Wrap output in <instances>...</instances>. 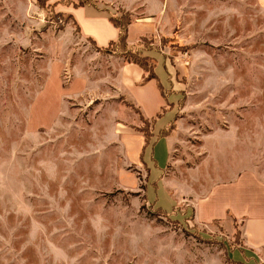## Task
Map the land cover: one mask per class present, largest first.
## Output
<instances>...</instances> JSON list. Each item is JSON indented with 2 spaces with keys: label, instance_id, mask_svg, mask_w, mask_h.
<instances>
[{
  "label": "rangeland",
  "instance_id": "obj_1",
  "mask_svg": "<svg viewBox=\"0 0 264 264\" xmlns=\"http://www.w3.org/2000/svg\"><path fill=\"white\" fill-rule=\"evenodd\" d=\"M75 2L0 0V264H241L238 224L193 220L191 201L264 186V0H165L145 37L100 47Z\"/></svg>",
  "mask_w": 264,
  "mask_h": 264
},
{
  "label": "crops",
  "instance_id": "obj_2",
  "mask_svg": "<svg viewBox=\"0 0 264 264\" xmlns=\"http://www.w3.org/2000/svg\"><path fill=\"white\" fill-rule=\"evenodd\" d=\"M91 1L94 4H85L79 7L71 6L67 11L76 21L80 34L83 37L92 39L97 46H105L110 41L116 40L118 36V28L109 21V15L106 14L104 8L119 6L125 11L134 14L133 19L127 26L126 38V41H132V37L135 39L145 37V28L147 23H149L145 22V19L157 14L156 8H154L157 4L160 7L165 4V0ZM156 75V78L145 80L139 86L140 90H138V93L140 95L138 98L148 99L150 96L153 98L152 100L156 105L154 111H152L154 120L159 115L167 116L165 122L158 128L160 130L168 125L171 117L168 116L170 111L161 112L164 107V97L159 86L161 85L160 76L157 73ZM135 100L133 103L139 107L138 109L143 117L148 121L153 120L152 118L150 120L149 116L145 115L144 110L141 109V106ZM152 128L153 132H155L154 121ZM157 138V141L163 138V146L166 148L168 155L166 159L167 165L171 138L169 135ZM141 141L139 144L140 153L144 144L143 140ZM150 158L153 159V156L150 155ZM148 162L149 160L145 163ZM167 183V181H164L166 187H169L170 184L167 185ZM191 202L193 220L204 223L219 220L223 223L229 222L233 228L235 223L238 224L241 242L236 248L238 257L235 259L239 263L264 264V186L255 176L252 174L249 176L241 175L230 181H216L204 195Z\"/></svg>",
  "mask_w": 264,
  "mask_h": 264
},
{
  "label": "trees",
  "instance_id": "obj_3",
  "mask_svg": "<svg viewBox=\"0 0 264 264\" xmlns=\"http://www.w3.org/2000/svg\"><path fill=\"white\" fill-rule=\"evenodd\" d=\"M38 3L39 7H44L46 2L48 0H36ZM85 4H94L91 0H77V2H75L74 4H72L73 7H79V6H83ZM70 17L72 18V15L70 14ZM109 21L118 28V36L117 39L114 41H110L107 45L112 44V43H118L120 45H125L126 44V38H127V26L128 24L131 22L130 19H126L125 22L120 23L119 22V18L115 17V15H109L108 17ZM74 23L76 24V28L77 30H79V27L76 23V21L74 20ZM92 40V39H91ZM93 41V40H92ZM100 47V46H99ZM148 73L145 76L144 80H148L151 78H156V74L154 70H147L145 69ZM140 114V118L143 122L147 123V120L143 117V115L140 113V111H138ZM163 136H165V134H162Z\"/></svg>",
  "mask_w": 264,
  "mask_h": 264
}]
</instances>
